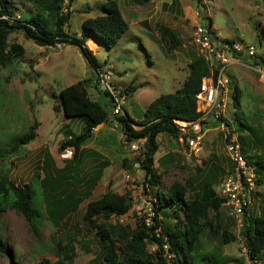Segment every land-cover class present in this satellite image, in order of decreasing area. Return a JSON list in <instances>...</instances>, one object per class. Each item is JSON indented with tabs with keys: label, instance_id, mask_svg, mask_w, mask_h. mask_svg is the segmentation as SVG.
I'll return each instance as SVG.
<instances>
[{
	"label": "rangeland",
	"instance_id": "obj_1",
	"mask_svg": "<svg viewBox=\"0 0 264 264\" xmlns=\"http://www.w3.org/2000/svg\"><path fill=\"white\" fill-rule=\"evenodd\" d=\"M104 1L70 2L67 8L70 18L65 31L78 36L82 21L101 14L99 5ZM171 1L152 0L145 5H135L127 0H118L120 10L128 19L127 32L112 48L105 45L98 48L92 40H88L86 46L96 55L101 67L112 72L117 86L143 84L144 91L148 93L147 100H153L159 94L173 92L186 78L191 54H196L191 35L197 23L209 27L218 41L252 45L255 49L253 57L243 52L228 67L227 75L231 73L234 77L229 76L225 120L239 143V138L243 139L245 145L240 146L244 147L246 155L264 156V76L252 70L263 67L255 60L264 57V33L258 30L264 29V0H178L179 5L170 6ZM12 2L17 8V18H29L35 13L31 2ZM137 6L140 15L151 13V19L142 21L141 32L128 14ZM155 23L175 29L179 44L171 47L162 41ZM8 41L20 44L24 52L0 66V150L4 151L0 158V177H6L16 186H24L40 172L46 147L55 166L64 167L60 144L68 136L77 135L86 121L83 117L66 118L62 112L53 110L58 103L59 90L78 80L88 79L89 96L100 101H105V97L97 95L93 69L76 46H40L18 30L10 33ZM235 87L238 91L236 104ZM135 96L138 94L126 99L124 108L134 120H140L146 101L138 102ZM34 120L39 122L35 139L17 149L11 148L9 141L23 133ZM103 125L104 128L95 132L85 146L99 152L101 157L82 155L79 176L82 179L91 177L102 159L107 161V166L96 186L72 213L55 225L42 210L34 232L15 209L7 206L0 211V264H44L45 259L53 262L60 255L58 243L66 247L73 264H108L104 260L105 250L98 227L109 231L117 254L122 258L130 251L128 246L133 232L140 228L149 231L155 226L152 210L154 187L148 184V177L141 167L144 152L129 150L123 143L124 135L113 121ZM133 127L138 129L136 125ZM157 141L153 168L163 175V189L172 180L185 184L188 196L196 194L201 184L208 180L217 189L218 183L230 170L223 131L218 127L205 134L197 156L191 155L178 139L165 134H159ZM254 173V201L247 210L245 218L248 220L252 216L264 218V170ZM107 190L125 195L129 202L128 211L109 219L97 217L94 225L86 224L83 215L87 204ZM172 215L173 210H169L167 214L157 216L156 236L163 237L165 228L173 227L178 218ZM213 216L210 213L209 220L215 224ZM178 217L184 223L183 214L179 213ZM217 223L235 239L224 243L205 225L198 239L195 264H264V257L254 261L248 258L240 233L242 227L229 215L227 207H221ZM144 240L147 254L161 251V246L154 241ZM163 249L167 263L173 264V254L166 245Z\"/></svg>",
	"mask_w": 264,
	"mask_h": 264
},
{
	"label": "trees",
	"instance_id": "obj_2",
	"mask_svg": "<svg viewBox=\"0 0 264 264\" xmlns=\"http://www.w3.org/2000/svg\"><path fill=\"white\" fill-rule=\"evenodd\" d=\"M35 7V13L29 17H16L17 8L12 0H0V66L12 61L16 56L23 54L24 48L20 44L10 43L9 35L14 31L23 32L24 36L33 40L40 46H76L86 59L89 66L96 70L102 68L96 55L88 49L86 42L94 41L99 47L105 45L112 48L118 40L127 32L128 23L122 16L117 0H105L99 5L101 14L86 18L81 23L79 35H71L65 31L70 13L67 11L73 0H26ZM152 0H127L135 5H145ZM179 5L178 0H172L170 6ZM166 7V4L163 5ZM160 39L171 47L179 44L176 31L161 23L154 24ZM209 30V27H207ZM258 29V26H255ZM264 33V29H258ZM227 43L233 41L223 40ZM256 63L264 66V57L258 58ZM188 74L181 87L173 92L159 94L152 100L143 113V118L134 120L123 107L120 116H114L118 126L127 140L132 138H145L144 159L141 167L148 177V184L154 187V199L152 210L155 226L146 231L140 228L132 233L130 251L120 257L114 239L108 230L98 227L101 244L105 250L104 260L108 264H168L163 256V246L166 245L173 254V264H195L198 249V239L205 225L216 237H221L224 243L235 239L234 235L226 229H220L217 223L221 215V207L224 199L217 195L215 186L211 180L201 184L199 191L188 196L187 186L178 180L169 182L163 189V175L154 168V155L158 150L157 137L165 134L170 138H178V131L174 125V119L194 120L197 117L195 95L199 90L202 78L209 73V68L203 58L194 53L191 54L187 65ZM88 79H81L75 83L61 88L58 92V103L53 106L55 112H62L66 118L83 117L86 119L81 131L71 137L68 136L60 144V150L70 146L73 148V156L65 160L64 167L55 166L52 155L46 147L42 153L41 170L31 181L24 186H16L6 177H0V211L7 206L21 214L28 226L37 231V222L42 210H45L50 220L57 225L59 221L72 213L78 205L91 192L93 187L101 179L107 161L102 159L96 165L95 172L86 179L79 176L82 155L101 157L100 153L84 147L92 140L94 129L109 121L111 109L105 93H99L105 97V101L91 98L88 93ZM134 84L128 85L124 92L129 96L136 90ZM238 91L235 87L234 102L238 101ZM139 126L135 129L133 126ZM39 122L34 120L29 127L9 141L11 148L17 149L30 143L36 137V129ZM240 144L245 145L242 138ZM247 144V143H246ZM242 153L247 162L254 166V171L264 170V156ZM0 150V158L3 155ZM254 159V161H252ZM229 169H231L229 167ZM41 174L43 176H41ZM258 183L259 180H256ZM264 201V193L262 194ZM129 209V202L125 195L107 190L99 198L92 200L86 206L83 221L88 225H94V219L101 217L109 219L111 216H122ZM173 210V217L178 218L173 227H166L163 237H158L154 229L158 226L157 216L167 214ZM183 214V222L178 214ZM213 213L214 223L209 220V214ZM247 210L242 216L241 236L246 254L251 261L264 257V218L253 217L246 219ZM154 241L161 246V251L149 255L145 250V240ZM59 257L44 264H73L71 256L65 246L60 245ZM206 255H204L205 257Z\"/></svg>",
	"mask_w": 264,
	"mask_h": 264
},
{
	"label": "built area",
	"instance_id": "obj_3",
	"mask_svg": "<svg viewBox=\"0 0 264 264\" xmlns=\"http://www.w3.org/2000/svg\"><path fill=\"white\" fill-rule=\"evenodd\" d=\"M191 43L197 55L207 64L209 73L202 78L195 95L197 117L194 120H173L178 131L177 139L185 144L191 155L197 156L209 129L218 127L223 131L225 153L231 169L218 183L216 192L224 199L223 206L227 207L229 215L234 217L241 226L244 211L248 210L254 201L255 171L254 167L247 162L236 135L232 133L225 120L230 81L227 70L233 60L241 56L243 52L248 57H253L255 49L252 45L218 41L201 23L193 27ZM252 70L264 76V66ZM94 75L96 90L98 93L106 94L111 109L108 122L113 121V125L119 127L113 115L120 116L123 113L126 100L124 88L113 82V74L110 70L99 68ZM123 143L133 152L145 151V138L127 140L124 137ZM72 156L73 148L70 146L61 152L64 160H70Z\"/></svg>",
	"mask_w": 264,
	"mask_h": 264
},
{
	"label": "crops",
	"instance_id": "obj_4",
	"mask_svg": "<svg viewBox=\"0 0 264 264\" xmlns=\"http://www.w3.org/2000/svg\"><path fill=\"white\" fill-rule=\"evenodd\" d=\"M118 1V0H117ZM151 2V1H150ZM149 2V3H150ZM148 4V3H147ZM119 6V5H118ZM120 8V7H119ZM136 8H139V6H137V7H134V8H132L131 9V11H129V15H130V20H131V22L133 23V25H137L138 26V28H136L137 30H138V32H141V30H142V25H141V23H142V21L144 20V18H146V19H151V13H149L148 12V14H146V16H142V15H140V12H139V10L138 9H136ZM121 9V8H120ZM121 11V13H122V10H120ZM122 16L124 17V19L126 20V21H128V19L127 18H125V16L123 15V13H122ZM123 37V36H122ZM121 37V38H122ZM94 42V41H93ZM98 48H99V46H98ZM258 73V72H257ZM188 74V73H187ZM187 74H186V77H187ZM230 75H232L231 73H229V76ZM233 76V75H232ZM263 76V75H262ZM234 77V76H233ZM186 79V78H185ZM184 79V80H185ZM184 80L180 83L181 84V86H182V84H183V82H184ZM135 85V84H134ZM136 86H137V88H136V90L134 91V92H132L129 96H132L133 97V95H135V94H138V96L136 97H134V98H137V100H138V102H141V101H146L145 102V106H146V108H147V106L149 105V103L152 101V100H147V96H148V93L147 92H145L144 91V85L143 84H136ZM180 86V87H181ZM121 87L122 88H126L127 86L126 85H121ZM178 89V88H177ZM97 95H99V93L97 94ZM96 95V96H97ZM95 96V97H96ZM129 96H126V99H128V97ZM155 99V98H154ZM153 99V100H154ZM126 103H127V100H125V105H126ZM124 105V106H125ZM138 108H140V107H138ZM146 108H144V109H141V112H142V117H143V113H144V111H145V109ZM127 112H128V110H126ZM129 114V113H128ZM142 119V118H141ZM104 124V123H103ZM103 124H100V125H98L95 129H94V132H93V134L95 133V132H97V131H99V130H101V128L103 129L104 127V125ZM102 126V127H101ZM37 136V135H36ZM33 141V140H32ZM31 141V142H32ZM29 144V143H28ZM27 145V144H26ZM86 145H84V147H85ZM227 156V155H226ZM227 160H228V158H227ZM228 165H229V167H230V164H229V160H228ZM254 188H255V186H254Z\"/></svg>",
	"mask_w": 264,
	"mask_h": 264
},
{
	"label": "bare ground",
	"instance_id": "obj_5",
	"mask_svg": "<svg viewBox=\"0 0 264 264\" xmlns=\"http://www.w3.org/2000/svg\"><path fill=\"white\" fill-rule=\"evenodd\" d=\"M92 43V42H91ZM90 45V44H89ZM92 45V44H91ZM93 46H94V44H93Z\"/></svg>",
	"mask_w": 264,
	"mask_h": 264
},
{
	"label": "clouds",
	"instance_id": "obj_6",
	"mask_svg": "<svg viewBox=\"0 0 264 264\" xmlns=\"http://www.w3.org/2000/svg\"><path fill=\"white\" fill-rule=\"evenodd\" d=\"M256 61V60H255ZM96 87V86H95ZM125 90V89H124Z\"/></svg>",
	"mask_w": 264,
	"mask_h": 264
}]
</instances>
